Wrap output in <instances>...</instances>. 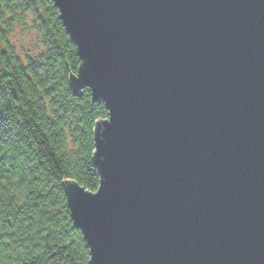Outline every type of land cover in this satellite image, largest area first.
I'll use <instances>...</instances> for the list:
<instances>
[{"label": "water", "instance_id": "water-1", "mask_svg": "<svg viewBox=\"0 0 264 264\" xmlns=\"http://www.w3.org/2000/svg\"><path fill=\"white\" fill-rule=\"evenodd\" d=\"M105 101L91 264H264V0H53Z\"/></svg>", "mask_w": 264, "mask_h": 264}, {"label": "trees", "instance_id": "trees-1", "mask_svg": "<svg viewBox=\"0 0 264 264\" xmlns=\"http://www.w3.org/2000/svg\"><path fill=\"white\" fill-rule=\"evenodd\" d=\"M53 0H0V264H91L65 183L96 192L98 121L105 101L71 77L80 55ZM42 50L23 59L11 41L28 16Z\"/></svg>", "mask_w": 264, "mask_h": 264}, {"label": "rangeland", "instance_id": "rangeland-1", "mask_svg": "<svg viewBox=\"0 0 264 264\" xmlns=\"http://www.w3.org/2000/svg\"><path fill=\"white\" fill-rule=\"evenodd\" d=\"M27 20V26L18 25L11 35V41L23 59H27L28 56H34L42 50V46L37 42L38 32L32 28V15H29Z\"/></svg>", "mask_w": 264, "mask_h": 264}]
</instances>
